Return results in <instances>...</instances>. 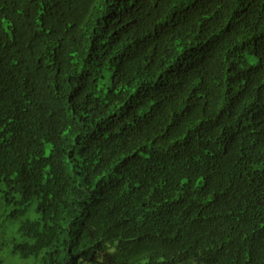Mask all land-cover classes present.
Segmentation results:
<instances>
[{
    "label": "trees",
    "instance_id": "16d2710c",
    "mask_svg": "<svg viewBox=\"0 0 264 264\" xmlns=\"http://www.w3.org/2000/svg\"><path fill=\"white\" fill-rule=\"evenodd\" d=\"M0 264H264V0H0Z\"/></svg>",
    "mask_w": 264,
    "mask_h": 264
},
{
    "label": "rangeland",
    "instance_id": "374dc122",
    "mask_svg": "<svg viewBox=\"0 0 264 264\" xmlns=\"http://www.w3.org/2000/svg\"><path fill=\"white\" fill-rule=\"evenodd\" d=\"M1 214V213H0Z\"/></svg>",
    "mask_w": 264,
    "mask_h": 264
}]
</instances>
